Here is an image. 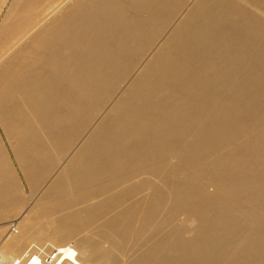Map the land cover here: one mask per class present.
Listing matches in <instances>:
<instances>
[{
	"label": "bare ground",
	"instance_id": "6f19581e",
	"mask_svg": "<svg viewBox=\"0 0 264 264\" xmlns=\"http://www.w3.org/2000/svg\"><path fill=\"white\" fill-rule=\"evenodd\" d=\"M32 247L264 264V0H0V264Z\"/></svg>",
	"mask_w": 264,
	"mask_h": 264
},
{
	"label": "built area",
	"instance_id": "2783aa9c",
	"mask_svg": "<svg viewBox=\"0 0 264 264\" xmlns=\"http://www.w3.org/2000/svg\"><path fill=\"white\" fill-rule=\"evenodd\" d=\"M33 249V247H32ZM31 250V249H30ZM35 256H38L41 258V263L39 262V264H54L57 260L58 257V252L57 251H49L47 253H43L42 250L35 248L32 250V252H30L28 254V256H26V258H29L30 261H32Z\"/></svg>",
	"mask_w": 264,
	"mask_h": 264
},
{
	"label": "rangeland",
	"instance_id": "374dc122",
	"mask_svg": "<svg viewBox=\"0 0 264 264\" xmlns=\"http://www.w3.org/2000/svg\"><path fill=\"white\" fill-rule=\"evenodd\" d=\"M14 227H16V226H14ZM11 229H12V230H11ZM11 229H10V231H9V229L6 230V231L4 232L5 234L3 233L4 235H2V242L6 241V240L8 239V237H10V236L16 234V232L18 231L17 228H13V227H12ZM11 233H12V234H11ZM10 234H11V235H10ZM71 246H73V245H71ZM47 250L50 251L51 249H48V248H47ZM49 251H48V252H49ZM1 252H3V251L0 249V254H3V256H6L5 253H4V252H6V251H4L3 253H1Z\"/></svg>",
	"mask_w": 264,
	"mask_h": 264
}]
</instances>
